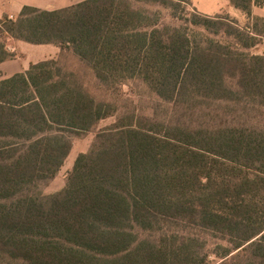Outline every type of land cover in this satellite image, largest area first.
I'll list each match as a JSON object with an SVG mask.
<instances>
[{"label": "trees", "instance_id": "16d2710c", "mask_svg": "<svg viewBox=\"0 0 264 264\" xmlns=\"http://www.w3.org/2000/svg\"><path fill=\"white\" fill-rule=\"evenodd\" d=\"M227 1L243 26L190 0L0 19V64L15 41L60 49L0 80V264H264V0ZM129 83L149 113L119 105ZM109 118L44 195L72 136Z\"/></svg>", "mask_w": 264, "mask_h": 264}, {"label": "rangeland", "instance_id": "374dc122", "mask_svg": "<svg viewBox=\"0 0 264 264\" xmlns=\"http://www.w3.org/2000/svg\"><path fill=\"white\" fill-rule=\"evenodd\" d=\"M190 2L191 4L186 7L187 11L190 13L197 12L207 16L228 15L230 18L235 19L241 26L247 22L246 16L234 9L227 0H190ZM253 15L264 19V6L254 7ZM251 52L257 55L264 54V38L258 46L251 50ZM69 60L70 64L76 67L77 64L72 59ZM117 96L118 101H120L119 105L124 106L128 103H132L133 106H137L144 112L149 113L148 108L150 107L151 98L144 93L137 83H129L120 90ZM114 120V118H109L102 121L96 130L88 134L72 136L71 152L64 161L63 166L56 177L46 187L42 188V193L44 195L54 194L64 188L67 174L72 169L77 156L81 153L88 152L93 143L96 132L101 128L111 125ZM243 260V255L238 254L237 251L225 259H219L214 256H210L209 258L210 264H239V262L242 263Z\"/></svg>", "mask_w": 264, "mask_h": 264}, {"label": "crops", "instance_id": "0c3cea01", "mask_svg": "<svg viewBox=\"0 0 264 264\" xmlns=\"http://www.w3.org/2000/svg\"><path fill=\"white\" fill-rule=\"evenodd\" d=\"M86 0H0V19L15 18L25 6L43 11H57L80 4ZM9 50L15 58L0 64V80L22 73L41 61L55 59L60 49L55 45H32L21 41L12 42Z\"/></svg>", "mask_w": 264, "mask_h": 264}, {"label": "built area", "instance_id": "2783aa9c", "mask_svg": "<svg viewBox=\"0 0 264 264\" xmlns=\"http://www.w3.org/2000/svg\"><path fill=\"white\" fill-rule=\"evenodd\" d=\"M11 19H12V17H11Z\"/></svg>", "mask_w": 264, "mask_h": 264}]
</instances>
